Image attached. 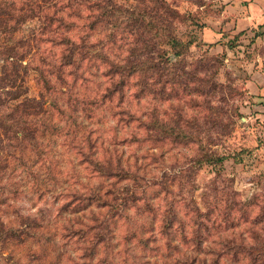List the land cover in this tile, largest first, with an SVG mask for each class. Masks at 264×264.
Listing matches in <instances>:
<instances>
[{"label":"rangeland","instance_id":"374dc122","mask_svg":"<svg viewBox=\"0 0 264 264\" xmlns=\"http://www.w3.org/2000/svg\"><path fill=\"white\" fill-rule=\"evenodd\" d=\"M106 1L0 0V264H264V7Z\"/></svg>","mask_w":264,"mask_h":264},{"label":"trees","instance_id":"16d2710c","mask_svg":"<svg viewBox=\"0 0 264 264\" xmlns=\"http://www.w3.org/2000/svg\"><path fill=\"white\" fill-rule=\"evenodd\" d=\"M106 6V7H105ZM121 6H124L123 8H121ZM128 5H120V4H115V2H110V1H106V5L102 6V7H98V9H102V13H107L109 15H114V14H119L122 15L124 12H129L128 10ZM104 8V9H103ZM130 10L132 9L131 7H129ZM130 15L133 17H138V20L141 23V25H143L144 23H148L146 21V14L143 11H137L136 9L133 10L132 12H130ZM133 19V18H132ZM167 42L175 48V53L177 55H182L184 53L185 50L189 49L190 43L192 42L191 40L188 42H184L182 40H180L178 37H176L174 34L169 33L167 35ZM210 161H212L211 163H223L225 160L228 159V156L226 155H218V156H212L211 158H209Z\"/></svg>","mask_w":264,"mask_h":264},{"label":"crops","instance_id":"0c3cea01","mask_svg":"<svg viewBox=\"0 0 264 264\" xmlns=\"http://www.w3.org/2000/svg\"><path fill=\"white\" fill-rule=\"evenodd\" d=\"M260 4V6H258L260 8V11L262 10V7H264V0H257Z\"/></svg>","mask_w":264,"mask_h":264}]
</instances>
